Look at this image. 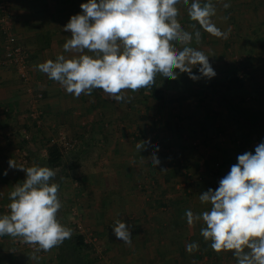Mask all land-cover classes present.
<instances>
[{
  "label": "crops",
  "instance_id": "0c3cea01",
  "mask_svg": "<svg viewBox=\"0 0 264 264\" xmlns=\"http://www.w3.org/2000/svg\"><path fill=\"white\" fill-rule=\"evenodd\" d=\"M7 1L13 42L27 51L29 80L42 97L36 102L38 118L34 119L28 84L13 67L0 65V215L9 211L13 187L26 179L20 168L48 167L45 159L56 149L62 163L49 168L56 172L52 182L60 185L63 207L58 216H65L67 227L84 234L101 264H237L232 252L211 249L200 234L205 226L202 221L189 227L185 217L188 209L195 214L210 210V205L201 204L199 195L219 187L220 179L238 162V155L255 152L257 145L243 149L234 143L225 108L208 110L199 104L196 99L203 95L196 97L195 88L187 89V73L179 70L176 80L157 75L154 85L158 92L146 88L128 91L125 101L117 102L101 89L75 98L34 66L55 60L58 54L66 58L76 55L63 51L71 37L63 29L71 16L82 14L80 5L87 0ZM241 2L212 0L216 8L212 20L217 27L225 30L223 19L236 12ZM224 3L231 6L225 9ZM249 3L253 8L264 6V0ZM177 8V19L186 31L201 29L188 16L182 0ZM209 35L201 37L204 45L193 40L191 46L208 55L212 49L205 46ZM4 53L0 35V60ZM247 88L245 84L233 89L237 94L244 89V95L254 99L264 97V83ZM222 134L228 140L223 142ZM62 136L76 143L64 147ZM140 141L146 144L138 152ZM218 151L223 153V163L217 160ZM153 155L159 165L153 166ZM10 159L17 168L9 167ZM117 219L129 226L131 245L115 236ZM192 242L199 249L188 253L185 245ZM33 251L34 246L20 238L0 237V264H57L54 248L52 257L36 253L39 260L30 259Z\"/></svg>",
  "mask_w": 264,
  "mask_h": 264
},
{
  "label": "clouds",
  "instance_id": "9594fccd",
  "mask_svg": "<svg viewBox=\"0 0 264 264\" xmlns=\"http://www.w3.org/2000/svg\"><path fill=\"white\" fill-rule=\"evenodd\" d=\"M181 0H87L64 26L71 37L63 51L75 53L71 58L58 54L53 59L35 65L50 80L58 82L67 94L79 98L101 89L117 102L125 101V93L137 92L155 84L157 75L176 80L187 73L192 80L209 79L216 72L209 56L191 46L201 43V32L186 31L177 17ZM190 19L208 34L227 39L231 28L221 30L213 22L216 15L212 0H182ZM230 3H224L225 9ZM131 97H127L130 101ZM146 142L136 144L139 152ZM153 166L159 159L151 157ZM237 163L219 181L215 190L199 195L201 204L210 210L195 214L185 210L189 227L202 221L200 234L217 253L232 252L237 264H264V142L255 147L254 154L238 155ZM10 168H17L13 159ZM26 179L17 183L9 193L8 213L0 215V237L20 238L34 246L30 256L49 252L71 239L73 230L63 225L58 213L63 207L59 183L52 182L56 172L49 167L33 165L20 168ZM6 174V173H5ZM113 232L117 239L131 245V231L120 219ZM188 253L199 249L196 242L185 245Z\"/></svg>",
  "mask_w": 264,
  "mask_h": 264
},
{
  "label": "rangeland",
  "instance_id": "374dc122",
  "mask_svg": "<svg viewBox=\"0 0 264 264\" xmlns=\"http://www.w3.org/2000/svg\"><path fill=\"white\" fill-rule=\"evenodd\" d=\"M250 3L249 0H242V2L239 3L241 5L239 6V9L236 10V12H234L235 10H231L230 12H234V13L229 14V17L223 19L224 22L227 23L225 30L231 28V32L226 40L216 38L217 39L216 41L214 37L211 38L212 35H209L207 32H204L203 29H199L200 32L203 33L201 34V37L202 36L206 37L207 35H209L208 40H206L205 46H207L208 48H212L211 50L209 49L208 51L209 63L216 72L215 76H217L220 83L221 81L224 82L223 80H225L222 77L220 78V76L228 74V76L233 75L240 79L241 75L245 72L248 74L250 78H246V79L241 78L243 80L242 85L246 84L248 88H252L254 84L259 83L260 85L264 83V23H262V20H264V6H261L260 4L258 5V7L253 8L252 5L247 6V4ZM252 3L256 4V1ZM195 28L196 26L194 25V29ZM201 45L204 44L201 42L199 46ZM193 74L200 77L198 80L194 81L195 84L197 85H203L212 82V78L209 79L207 77H203L199 72H195ZM179 76L180 75H178V77ZM220 86H222L221 88L219 87L221 91H223L224 93L227 92L228 95H230L231 97L233 95L234 102H241L246 105L255 103L254 102L255 99L254 97H252L253 95L249 97L247 95L240 96V94H237V91H234L233 89L237 87L229 88L228 85L227 88V85L225 86L220 85ZM202 95L204 99L202 105L207 107L208 110L213 109L215 111L216 110L218 111L220 107H222V106H218V104L216 103V96H218V94L216 95L207 92V94H202ZM188 97L189 96H187V98ZM190 102L191 101H189V103ZM189 103L187 105H189ZM222 108H224V106ZM228 124L231 123H229L228 121ZM219 138H223V142H224V138L228 140L227 136L225 135ZM190 142L192 143V141ZM217 149L219 148L217 147ZM222 152L224 151L222 150ZM222 152L219 153L218 151L217 153V160L220 163H223L222 162L223 160L221 158V155L223 154ZM199 153H201V151H199ZM214 160L216 159L214 158ZM214 160L210 162H213ZM216 164H218V162H216ZM215 168L216 165H214V169ZM42 252L47 253L48 257L49 256L52 257V255H50L52 250L49 252H44V251Z\"/></svg>",
  "mask_w": 264,
  "mask_h": 264
},
{
  "label": "trees",
  "instance_id": "16d2710c",
  "mask_svg": "<svg viewBox=\"0 0 264 264\" xmlns=\"http://www.w3.org/2000/svg\"><path fill=\"white\" fill-rule=\"evenodd\" d=\"M199 67L193 71H198ZM252 77V76H251ZM241 78L246 79L250 78L245 72L241 75ZM239 79L236 76H224V83L219 82L217 76L212 78V82L203 85L195 84L194 80L190 79L187 74V89L195 88L194 95L197 97L201 94H218L216 96V103L218 106H224L225 115L229 118V123H231V128L233 129L234 143L236 144V139L241 141V145L238 148H246L252 145L254 138H257L261 135H264V98L259 97L255 99L254 104H243L241 102H234L233 97L220 90L222 86L220 85H229L230 87H241L242 79ZM220 87V88H219ZM149 89L150 91L158 92L155 90V85ZM237 90V89H235ZM243 93L240 95L246 94V90L240 89ZM197 94V95H196ZM199 104H203L204 100L198 99ZM45 162L48 167L50 166H60L62 163V155L56 149L51 150L49 156L45 159ZM60 222L65 225L66 219L65 216H58ZM66 226V225H65ZM69 228V227H68ZM71 228V227H70ZM73 234L71 239H67L59 247L54 248V257L57 264H101L99 259L93 253L91 244L85 240V236L82 233L76 232L73 228Z\"/></svg>",
  "mask_w": 264,
  "mask_h": 264
},
{
  "label": "built area",
  "instance_id": "2783aa9c",
  "mask_svg": "<svg viewBox=\"0 0 264 264\" xmlns=\"http://www.w3.org/2000/svg\"><path fill=\"white\" fill-rule=\"evenodd\" d=\"M11 9L8 6L7 0H0V35L3 38L4 43V58L0 60V65L13 67L21 80L27 83V92L30 94L31 99L30 104V115L32 118H38V111L36 110V102L42 97L40 91H35L29 80L28 65H27V51L20 45L13 42L12 32H11ZM64 147H73L76 140H70L64 136L60 137ZM264 142V135L254 138L252 145H259ZM236 144L241 145V141L236 139ZM79 227V223H78Z\"/></svg>",
  "mask_w": 264,
  "mask_h": 264
}]
</instances>
